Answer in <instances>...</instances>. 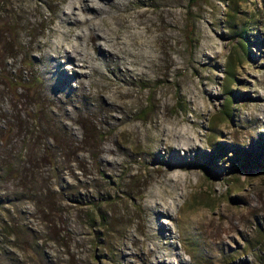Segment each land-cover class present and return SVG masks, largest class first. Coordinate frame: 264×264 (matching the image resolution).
Wrapping results in <instances>:
<instances>
[{
    "label": "rangeland",
    "instance_id": "rangeland-1",
    "mask_svg": "<svg viewBox=\"0 0 264 264\" xmlns=\"http://www.w3.org/2000/svg\"><path fill=\"white\" fill-rule=\"evenodd\" d=\"M97 2L0 0V264H264V0Z\"/></svg>",
    "mask_w": 264,
    "mask_h": 264
},
{
    "label": "bare ground",
    "instance_id": "bare-ground-1",
    "mask_svg": "<svg viewBox=\"0 0 264 264\" xmlns=\"http://www.w3.org/2000/svg\"><path fill=\"white\" fill-rule=\"evenodd\" d=\"M108 3H111V0H99V2H97L98 5L101 4L102 6ZM96 17H99V15ZM73 53L76 54L75 56L76 58L77 55L81 54V51H79L77 47H75ZM75 74L78 77L81 76L83 73L82 74L75 73ZM174 207H176L177 213L179 212L180 206L177 204L173 205L171 203L168 206L167 216L170 220L178 219L181 225H183L185 221H188L187 219L189 218V216H187V219L178 217L176 215L177 213L174 214L172 211ZM252 210L253 212H257V211L260 212V210H264V198L261 200L260 203L253 204ZM244 212L246 213L247 211ZM234 219L236 220V218ZM190 224L192 225L190 227L191 229L189 228L187 230L199 242L200 250L209 259L208 264H241L242 263L239 262L240 258L238 257V253L233 251L232 250L233 248L231 247V244L234 243L231 236V233L235 231V226H233V224L227 226L225 225V227H221L212 223L211 221L204 222L203 218L191 219ZM178 232L180 233L181 230L179 229ZM133 241H134L132 244L133 247L130 248L131 254L130 255L127 254L128 258L130 257V260L128 261L127 264H195L194 262H192V258H189L187 260L184 259L183 255L180 252L169 253L166 250L165 251L149 250L145 248L144 243L139 244V241H136L134 239ZM179 241H180V236H179ZM186 253L187 252L185 251V254Z\"/></svg>",
    "mask_w": 264,
    "mask_h": 264
},
{
    "label": "trees",
    "instance_id": "trees-1",
    "mask_svg": "<svg viewBox=\"0 0 264 264\" xmlns=\"http://www.w3.org/2000/svg\"><path fill=\"white\" fill-rule=\"evenodd\" d=\"M196 1L197 0H188V3H189V5H190V7L191 6H193L195 3H196ZM188 35H189V41L191 42L192 41V36H193V28L192 27H190L189 28V33H188ZM245 37L246 36H244V37H242V40H244L245 39ZM237 51H238V54H243L245 51H246V49L245 48H241V46L238 48V49H236ZM227 76H228V78H230L231 77V75H230V70H228V72H227ZM227 95H231L230 93H228Z\"/></svg>",
    "mask_w": 264,
    "mask_h": 264
}]
</instances>
